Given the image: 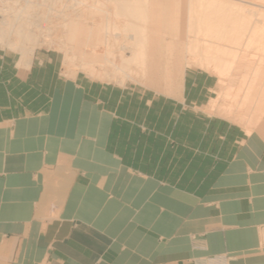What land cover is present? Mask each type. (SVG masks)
<instances>
[{
	"label": "crops",
	"instance_id": "obj_1",
	"mask_svg": "<svg viewBox=\"0 0 264 264\" xmlns=\"http://www.w3.org/2000/svg\"><path fill=\"white\" fill-rule=\"evenodd\" d=\"M40 61L22 71L21 59L0 58V264H189L224 254L227 264H262L261 139L206 158L198 132H175L170 153L160 149L167 139H124L136 128L129 122L110 136L108 115L97 125L93 105ZM50 199L59 212L46 224Z\"/></svg>",
	"mask_w": 264,
	"mask_h": 264
},
{
	"label": "rangeland",
	"instance_id": "obj_2",
	"mask_svg": "<svg viewBox=\"0 0 264 264\" xmlns=\"http://www.w3.org/2000/svg\"><path fill=\"white\" fill-rule=\"evenodd\" d=\"M46 1L0 0V58L21 59L22 71L42 59L63 86L72 85L74 96L93 105L100 115L97 125L105 124L103 113L108 115L110 136L121 133L116 126L123 121L136 127L124 130V139H167L160 142L162 153L175 152V132L205 137L206 158L226 144L238 153L251 137L261 139L264 152V0ZM43 5L77 7L82 18L67 19L81 20L74 34L61 25V17L46 15ZM131 7L145 9V24L129 16ZM18 14L23 38L13 28ZM126 45L134 51L126 52ZM182 122L187 128L175 131ZM54 205L52 199L44 203L39 219L46 224L58 216ZM258 246L264 264V227ZM232 258L224 254L188 263L227 264Z\"/></svg>",
	"mask_w": 264,
	"mask_h": 264
},
{
	"label": "bare ground",
	"instance_id": "obj_3",
	"mask_svg": "<svg viewBox=\"0 0 264 264\" xmlns=\"http://www.w3.org/2000/svg\"><path fill=\"white\" fill-rule=\"evenodd\" d=\"M48 1V0H47ZM46 1V2H47ZM79 1V0H78ZM116 1V0H115ZM121 1V0H120ZM129 1V0H128ZM59 3V2H58ZM117 3V2H116ZM121 3V2H120ZM75 4V3H74ZM81 4V3H80ZM135 4H137V3H135ZM25 5H27V4H25ZM124 5V4H123ZM85 6V5H84ZM43 7V10H44V12L46 11V15H48V16H50V13L52 12V13H54L53 15H56L58 18H60L61 17V19H62V24H61V21H60V24L62 25V26H68V27H71L72 29L73 28H75V29H77V27H79V25H80V22H81V20H76V19H74V20H71L70 21V19L69 20H67L68 18H71L72 17V15H73V17L74 16H81V14H79V12H77L76 10H77V7H76V10L74 11V10H70V9H66V7H62V8H59V10L57 9V8H54V7H51L50 5H43L42 6ZM79 7V6H78ZM130 7V6H129ZM138 7H139V5H138ZM143 7H144V5H143ZM264 7V6H263ZM125 9L124 10H126V9H128L127 8V6L125 5V7H124ZM4 9V8H3ZM1 10V9H0ZM127 11V10H126ZM149 11V10H148ZM78 13V14H77ZM81 13V12H80ZM128 13V12H127ZM149 13V12H148ZM32 15V14H31ZM127 15V14H126ZM149 15V14H148ZM158 15V14H157ZM3 16V15H2ZM33 16V15H32ZM129 16L130 17H135V18H137L138 20H140L141 22H142V24L144 23H146L147 22V20H148V16H147V13L145 14V9H143V8H134V7H131L130 8V12H129ZM16 18H15V21H14V23H13V25H14V32L16 33V35L17 36H19L20 38H23V24H20L21 22H20V20H21V17H22V15L21 14H18L17 16H15ZM75 17V18H76ZM128 17V16H127ZM151 17V16H150ZM152 17H154V18H156L155 16H152ZM29 18H31V17H29ZM79 18H82V17H79ZM134 18V19H135ZM153 18V19H154ZM34 19H36V18H34ZM54 19V18H53ZM72 19V18H71ZM28 20V19H27ZM85 20V19H84ZM152 20V19H151ZM29 21V20H28ZM28 21H26V22H28ZM70 21V22H69ZM78 21V22H77ZM129 21V20H128ZM132 21V20H131ZM137 21V20H136ZM156 21V20H155ZM171 21H172V19H171ZM135 22V21H134ZM160 22V21H159ZM169 22V21H168ZM173 22V21H172ZM3 23V22H2ZM31 23V22H30ZM63 23H64V25H63ZM66 23V24H65ZM158 23V22H157ZM19 24V28L18 29H15V25H18ZM46 24V23H45ZM149 24V23H148ZM164 24V23H163ZM169 24H170V22H169ZM173 24V23H172ZM172 24H171V26H172ZM175 24V23H174ZM31 25V24H30ZM69 25H72V26H69ZM99 25H100V23H99ZM166 25V24H165ZM168 25V24H167ZM10 26V25H9ZM60 26V25H59ZM61 26V28H63ZM144 26H146V25H144ZM143 26V27H144ZM158 26V25H157ZM156 26V27H157ZM160 26H161V24H160ZM163 26V25H162ZM169 26V25H168ZM175 26V25H174ZM173 26V27H174ZM143 27H140V28H142L143 29ZM147 27V26H146ZM149 27V26H148ZM172 27V28H173ZM26 28V27H25ZM65 28V27H64ZM129 28V27H128ZM131 28H133V25H131ZM150 28V27H149ZM163 28H165V26L163 27ZM168 28L169 27H167L166 28V30L168 31ZM171 28V27H170ZM71 29V30H72ZM159 29V28H158ZM34 30V29H33ZM147 31V30H146ZM160 31V30H159ZM11 32L13 33V29H11ZM74 32H75V30L73 29L72 30V35L74 34ZM156 32V31H155ZM78 34V33H77ZM119 36V35H118ZM150 38V37H149ZM150 40V39H149ZM134 43V42H133ZM149 43V42H148ZM144 44V43H143ZM136 45V44H135ZM142 45V44H141ZM147 45V44H146ZM126 47H127V45L125 46V49H126ZM135 47H137V46H135ZM144 48V47H143ZM142 48V49H143ZM124 49V50H125ZM141 49V48H140ZM131 50H132V48H127L126 49V52H128L129 51V53L131 52ZM134 51V49L132 50V52ZM140 53H138L137 55H139ZM124 60V61H123ZM122 61L125 63L126 62V59L124 58H122Z\"/></svg>",
	"mask_w": 264,
	"mask_h": 264
}]
</instances>
